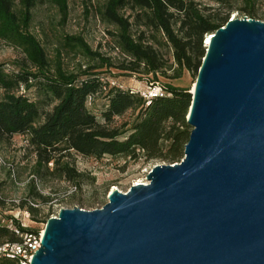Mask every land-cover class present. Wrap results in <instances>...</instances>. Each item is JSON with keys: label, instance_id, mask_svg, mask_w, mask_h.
<instances>
[{"label": "water", "instance_id": "1", "mask_svg": "<svg viewBox=\"0 0 264 264\" xmlns=\"http://www.w3.org/2000/svg\"><path fill=\"white\" fill-rule=\"evenodd\" d=\"M209 38L183 159L101 209H62L29 264H264V22Z\"/></svg>", "mask_w": 264, "mask_h": 264}, {"label": "trees", "instance_id": "2", "mask_svg": "<svg viewBox=\"0 0 264 264\" xmlns=\"http://www.w3.org/2000/svg\"><path fill=\"white\" fill-rule=\"evenodd\" d=\"M89 1L101 3L102 21L115 26L117 46L130 59L117 68L153 76L151 86L161 90L157 97L145 98L140 93L110 87L90 69L70 72L60 59L52 61L48 57L40 40L30 31L33 11L47 3L66 17L68 0H0V40L24 54L17 64L18 71L7 72L0 64V147L10 143L15 135L26 136L28 148L35 154L32 176L42 182L67 181L76 190L82 188L86 175L71 160L75 155L96 160L106 156L137 160L143 154L146 159L169 164L183 159L192 131L186 120L192 96L190 89L176 87L173 81L181 80L185 72L197 78L206 53V38L230 19L229 14L211 12L210 7L196 0ZM244 2L248 15L255 18L258 0ZM127 11L131 12L129 16L124 14ZM66 41L84 56L101 61L97 68L106 63L114 66L92 51L83 37L69 36ZM164 46L171 50V58L161 53ZM159 77L171 82L160 84ZM33 89L39 100L29 97ZM97 95L107 100L103 123L87 107ZM129 111L137 113L131 132L110 126ZM9 176H13L12 171ZM29 185L30 201L24 204H30L29 210L37 215V202L46 204L49 198L37 191L34 180ZM29 234L38 233L11 217L0 223V248L22 244ZM0 264L26 261L2 255Z\"/></svg>", "mask_w": 264, "mask_h": 264}, {"label": "rangeland", "instance_id": "3", "mask_svg": "<svg viewBox=\"0 0 264 264\" xmlns=\"http://www.w3.org/2000/svg\"><path fill=\"white\" fill-rule=\"evenodd\" d=\"M203 6L211 8V12L229 14L230 19H255L264 22V0H258L255 6V18H251L246 12L248 9L244 0H224L223 4H217L211 0H196ZM101 3L89 0H68L66 17H63L59 9L51 4H43L33 11V22L30 31L40 40L48 57L52 61L60 59L63 66L70 72L81 73L89 70L99 74L104 84L110 87H120L130 90L132 93H140L142 96L153 88V76L131 74L120 71L122 63L129 62L117 46L115 26L102 21L99 9ZM126 16L130 11L124 13ZM135 33L136 30L134 29ZM83 37L92 51L100 53L109 63L103 68L98 59L84 56L77 49L67 45V37ZM161 53L165 58H171V50L161 47ZM24 59V54L18 48L0 40V64L4 65L7 72L18 71L17 64ZM172 61V60H171ZM160 84L171 81L159 77ZM196 79L188 72L184 73L181 80L173 81L174 86L192 90ZM1 94V91H0ZM29 97L39 100L36 89L29 93ZM107 100L104 96H95L94 101L89 100L88 109L103 123V112L106 109ZM137 113L129 111L125 115L116 118L111 127L121 131L131 132ZM192 129V128H191ZM26 136L15 135L10 143L0 147V223L13 217L24 227L36 231L39 235L44 232L47 221L56 216L62 209L81 208L87 211L101 209L108 203V195L113 190L128 192L134 183L147 180V175L159 165L169 164L160 159H146L143 154L137 160L112 158L109 156L101 160L84 158L75 155L74 161L77 170L86 175L82 188L74 190L71 183L57 179L40 181L32 176L35 165V154L28 148ZM182 160V159H181ZM180 160V161H181ZM179 161V162H180ZM12 171L13 176H9ZM90 177H94L93 182ZM34 180L37 191L49 198L45 204L37 202L39 213L34 215L29 210V187ZM44 221V222H43Z\"/></svg>", "mask_w": 264, "mask_h": 264}, {"label": "built area", "instance_id": "4", "mask_svg": "<svg viewBox=\"0 0 264 264\" xmlns=\"http://www.w3.org/2000/svg\"><path fill=\"white\" fill-rule=\"evenodd\" d=\"M159 88H150L149 92L143 94L145 98H153L157 97L160 94ZM144 185H147L149 182L147 180L144 181ZM74 190H76L74 188ZM127 193V192H124ZM58 215V214H57ZM53 216V217H57ZM42 235L40 234H29L25 236L24 242L22 244H13V245H5L0 248V256L7 255L10 258L21 257L26 261V264H29L30 260L34 256V254L41 247Z\"/></svg>", "mask_w": 264, "mask_h": 264}, {"label": "bare ground", "instance_id": "5", "mask_svg": "<svg viewBox=\"0 0 264 264\" xmlns=\"http://www.w3.org/2000/svg\"><path fill=\"white\" fill-rule=\"evenodd\" d=\"M210 38H209V36L207 37V39H206V42H205V45H206V47H207V45L209 44V40ZM145 182H143V181H138V182H136V183H134L133 184V186L135 185V186H137V185H141V184H144ZM114 191H116V189H113L110 193H109V195H111ZM108 195V196H109ZM44 233V232H43ZM43 233H42V235H43Z\"/></svg>", "mask_w": 264, "mask_h": 264}]
</instances>
